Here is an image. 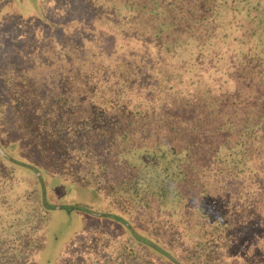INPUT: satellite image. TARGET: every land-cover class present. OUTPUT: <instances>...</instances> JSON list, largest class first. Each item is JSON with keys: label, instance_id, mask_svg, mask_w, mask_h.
Returning a JSON list of instances; mask_svg holds the SVG:
<instances>
[{"label": "trees", "instance_id": "trees-1", "mask_svg": "<svg viewBox=\"0 0 264 264\" xmlns=\"http://www.w3.org/2000/svg\"><path fill=\"white\" fill-rule=\"evenodd\" d=\"M39 3L71 29L44 71L0 64V264L40 263L50 179L113 221L55 264H264V0Z\"/></svg>", "mask_w": 264, "mask_h": 264}, {"label": "rangeland", "instance_id": "rangeland-1", "mask_svg": "<svg viewBox=\"0 0 264 264\" xmlns=\"http://www.w3.org/2000/svg\"><path fill=\"white\" fill-rule=\"evenodd\" d=\"M39 5V0H0V64L5 63L7 57H11L19 62L18 65L26 64L32 70L41 72L48 68V64L46 66L41 64L43 61H56L54 56H49L47 52L48 39L53 38L50 43L53 41L59 44V37L63 34L61 38L64 39L71 29L70 20L64 15L65 18L60 21L61 25L52 28L50 23L55 19L52 7L44 11L45 19H43L38 9ZM36 47H38L37 52ZM45 55L47 57H44ZM10 141L14 144L18 143L13 131L12 114L0 86V144L11 145ZM50 181V190L54 192V198L59 200L61 208L53 209L50 213L46 247L41 254L39 264H55L64 245L82 231L83 227L95 230L113 225L112 219L106 213L88 217L90 214L82 206L72 204L76 199L84 200L83 203L92 206L95 212L103 213L102 202L91 200L92 197L87 196L88 193L84 191H79L75 184L56 185L57 181L53 179ZM55 185L56 189L53 190ZM23 187H18L12 196L20 194Z\"/></svg>", "mask_w": 264, "mask_h": 264}]
</instances>
